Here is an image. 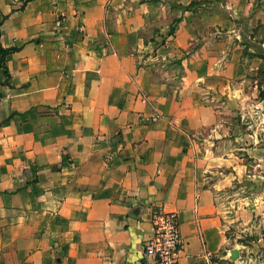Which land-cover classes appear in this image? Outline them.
Masks as SVG:
<instances>
[{
  "label": "crops",
  "instance_id": "obj_1",
  "mask_svg": "<svg viewBox=\"0 0 264 264\" xmlns=\"http://www.w3.org/2000/svg\"><path fill=\"white\" fill-rule=\"evenodd\" d=\"M202 1L0 0L17 49L0 67V264H148L156 207L178 214L179 264H230L260 176L229 118L244 108L229 102L247 70L237 25L264 13L182 9Z\"/></svg>",
  "mask_w": 264,
  "mask_h": 264
},
{
  "label": "rangeland",
  "instance_id": "obj_2",
  "mask_svg": "<svg viewBox=\"0 0 264 264\" xmlns=\"http://www.w3.org/2000/svg\"><path fill=\"white\" fill-rule=\"evenodd\" d=\"M225 1L213 0L196 3H198L197 7L204 4H218L220 6V3ZM256 9L257 17L258 14L260 15V11L264 13V0H256ZM179 22H181V19ZM179 22L174 21L169 32H171L172 27L176 28ZM238 22L237 27L241 25L239 32L244 33L245 40L256 43L264 50V14H262L260 20H257L256 29H253L252 33L248 30L249 25H246L243 19ZM243 56L247 66L244 91L241 92L242 97L234 98V101L229 98V102L234 103L235 100H239L238 103L244 104V108L232 111L234 114H229V118L233 117L239 121V130H241V126L243 127L244 134L250 140L246 142V149L256 148L257 150L256 159L252 154L246 152L244 158L246 175L254 171V161L256 160V172H259L260 176L256 177V203H253L255 205L251 203V205L245 204L244 206L245 210H248L253 216L243 227L239 225L238 228L235 227L230 230V236H233L234 250L238 253V257L233 258L232 252L234 250L231 251L230 264H264V56H256L254 50L247 45L243 50ZM162 63L167 64V61ZM171 63L177 67L180 66V62L174 61ZM157 66L162 67L159 64ZM246 182H249V178H246ZM251 194H255V192L246 190L245 195L250 196Z\"/></svg>",
  "mask_w": 264,
  "mask_h": 264
},
{
  "label": "built area",
  "instance_id": "obj_3",
  "mask_svg": "<svg viewBox=\"0 0 264 264\" xmlns=\"http://www.w3.org/2000/svg\"><path fill=\"white\" fill-rule=\"evenodd\" d=\"M60 24L58 22L59 26ZM142 103L148 105L149 101L143 97ZM159 118V115H151L144 119L156 122ZM150 221L153 236L143 243V254L149 261L148 264H179L185 240L180 232L178 214L156 207L151 211Z\"/></svg>",
  "mask_w": 264,
  "mask_h": 264
},
{
  "label": "trees",
  "instance_id": "obj_4",
  "mask_svg": "<svg viewBox=\"0 0 264 264\" xmlns=\"http://www.w3.org/2000/svg\"><path fill=\"white\" fill-rule=\"evenodd\" d=\"M197 4L196 2H192L188 7H182V9L184 11H190V10H193L195 7H197ZM180 21V20H179ZM178 21V22H179ZM175 33V28L172 27L171 28V32L169 33V35H173ZM250 49H253L256 56L258 57H263L264 56V50L262 49V47H259L256 45V43H252L250 41H246L245 43ZM17 49L15 48H12V49H4L2 44H1V32H0V67L2 68H5L6 69V60H7V57L16 52Z\"/></svg>",
  "mask_w": 264,
  "mask_h": 264
},
{
  "label": "water",
  "instance_id": "obj_5",
  "mask_svg": "<svg viewBox=\"0 0 264 264\" xmlns=\"http://www.w3.org/2000/svg\"><path fill=\"white\" fill-rule=\"evenodd\" d=\"M232 254L234 255V257H233V258H236V257H238V253H237V251H236V250H234V251L232 252Z\"/></svg>",
  "mask_w": 264,
  "mask_h": 264
}]
</instances>
